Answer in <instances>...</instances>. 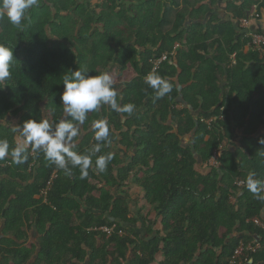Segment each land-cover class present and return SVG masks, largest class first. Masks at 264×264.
<instances>
[{"label": "trees", "instance_id": "1", "mask_svg": "<svg viewBox=\"0 0 264 264\" xmlns=\"http://www.w3.org/2000/svg\"><path fill=\"white\" fill-rule=\"evenodd\" d=\"M224 1V21L212 14L218 0H39L23 31L0 18L14 56L0 84L10 151L25 120L70 119L60 99L70 69L109 72L119 103L136 106L102 105L81 126L74 150L87 154L92 122L108 121L104 172L69 177L30 147L22 164L0 160V264H264V200L246 186L249 173L264 180V43L250 35L264 32L240 24L264 0ZM151 72L172 83L165 97L145 83ZM129 179L160 229L132 214Z\"/></svg>", "mask_w": 264, "mask_h": 264}, {"label": "clouds", "instance_id": "2", "mask_svg": "<svg viewBox=\"0 0 264 264\" xmlns=\"http://www.w3.org/2000/svg\"><path fill=\"white\" fill-rule=\"evenodd\" d=\"M39 6V0H0V18L6 17L8 22L21 31L24 21L29 20V11ZM14 60L13 49L7 44L0 43V84L11 78V66ZM145 83L155 91L157 98H163L172 89V83L156 72H151L145 77ZM64 90L60 96L63 113L70 119L62 118L58 122L50 123L48 119L30 118L22 126L13 127V131H21L23 142L17 144L10 151L7 139H0V160L11 156L16 164L24 163L27 149L42 150L45 158L62 169L65 175L71 177L72 169L79 168L81 178L88 175L90 168L104 172L109 162L113 160L111 152L97 155L104 144H110V125L107 120L99 119L92 122L94 139L97 142L87 154L75 151L77 139L82 135L81 126L87 119L89 112H95L102 105H108L117 113L133 114L136 106L133 103L121 105L119 94L114 86L113 76L105 71L91 74L88 69L71 70L63 76ZM264 144V138L260 139ZM264 155V153H261ZM93 157L95 161L93 162ZM246 186L259 200H264V180L249 173Z\"/></svg>", "mask_w": 264, "mask_h": 264}, {"label": "crops", "instance_id": "3", "mask_svg": "<svg viewBox=\"0 0 264 264\" xmlns=\"http://www.w3.org/2000/svg\"><path fill=\"white\" fill-rule=\"evenodd\" d=\"M212 14L217 15L220 21L227 20L229 17L225 14V1L224 0H218L217 4L213 8ZM210 15V14H209ZM208 15V17H209ZM207 18H205L206 20ZM247 28L250 31L260 29L262 32H264V10L261 11L260 17L258 19H251L249 20V23L247 25ZM246 50V49H245ZM224 84V83H223ZM14 121V120H13ZM17 142L22 143V138H17ZM121 151V155L123 154V148L118 147ZM121 189L126 190L128 192V203L129 207L132 211V214L135 216L142 215L149 220H151L153 223V229L157 230L161 228L160 220L158 219L157 222H155V211L153 205L149 204L146 199L144 198V191L141 187L137 186L135 183L132 182V179H129L124 183V185L121 187ZM114 194H118L115 189H113ZM139 228L142 227V220H139ZM37 234L34 230L29 231V237L32 240H35L37 238ZM160 256V255H159ZM157 264V263H154Z\"/></svg>", "mask_w": 264, "mask_h": 264}, {"label": "built area", "instance_id": "4", "mask_svg": "<svg viewBox=\"0 0 264 264\" xmlns=\"http://www.w3.org/2000/svg\"><path fill=\"white\" fill-rule=\"evenodd\" d=\"M240 24L242 27H247L248 25V20L246 19H241L240 20ZM252 35V39H253V42L256 46H259L261 43H264V36L261 35V34H256V33H252L250 34ZM165 59V55H162L159 59L153 61V68L152 70L156 69L158 64L160 63V61L164 60ZM255 222H257V220H255ZM106 232H109L110 230L107 229V228H103ZM238 251V250H237Z\"/></svg>", "mask_w": 264, "mask_h": 264}, {"label": "rangeland", "instance_id": "5", "mask_svg": "<svg viewBox=\"0 0 264 264\" xmlns=\"http://www.w3.org/2000/svg\"><path fill=\"white\" fill-rule=\"evenodd\" d=\"M98 1H100V0H91V3L92 4H95L96 2H98ZM247 28V27H246ZM14 121L15 120H17V118H15V119H13ZM264 128V127H263ZM210 163L211 164H213L214 163V160L212 159V160H210ZM201 169H205V166L203 165V166H201Z\"/></svg>", "mask_w": 264, "mask_h": 264}]
</instances>
